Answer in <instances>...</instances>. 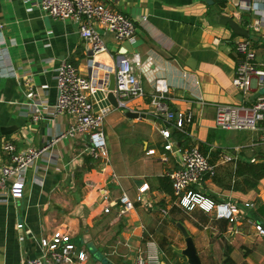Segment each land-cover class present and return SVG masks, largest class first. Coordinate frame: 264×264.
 <instances>
[{
	"label": "crops",
	"instance_id": "obj_1",
	"mask_svg": "<svg viewBox=\"0 0 264 264\" xmlns=\"http://www.w3.org/2000/svg\"><path fill=\"white\" fill-rule=\"evenodd\" d=\"M95 1L134 24L130 46L93 23L106 51L92 54L77 22L46 16L39 8L41 0H0V128L6 133L0 135V167L9 158L4 143H11L15 152L46 148L25 171L21 198L0 191V264H26L38 257L40 240L57 230L68 232L71 242L86 253L83 264H136L148 250L172 264L179 248L171 242L182 238L174 222L186 227L202 264H264V237L254 231L252 219L264 210V178L252 189L233 190L234 180H242L233 177L236 164L264 166V123L254 131L215 125L217 106L249 107L261 90L255 86L243 94L232 79L239 41L249 42L256 67L264 71V0ZM222 16L247 30L248 37L235 35L220 21ZM256 19L262 21L257 31L251 27ZM133 55H138L133 74L145 95L114 108L107 100L106 76L113 74L107 69H116L118 58ZM63 61L80 76L105 84L90 102L94 112L105 111L106 163L85 152L84 136L60 137L73 123L71 116L54 112L56 70ZM157 88L169 111L185 120L181 130L169 127L170 142L177 149L198 148L214 166L200 193L217 202L254 204L252 210L242 209L233 225L174 205L168 175L180 168V155L163 148L160 130L165 126L151 114ZM124 109L139 117H126ZM220 131L232 134L222 136ZM144 183L148 190L143 202L136 203L137 189ZM122 194L134 202V209L120 216Z\"/></svg>",
	"mask_w": 264,
	"mask_h": 264
},
{
	"label": "built area",
	"instance_id": "obj_2",
	"mask_svg": "<svg viewBox=\"0 0 264 264\" xmlns=\"http://www.w3.org/2000/svg\"><path fill=\"white\" fill-rule=\"evenodd\" d=\"M40 10L53 20H73L78 24V33L85 40L92 54L106 51L104 41L96 32L93 23L102 29L113 34L119 42L132 41L135 33L134 24L124 15L113 11L101 2L95 0H41ZM240 6L241 10H244ZM253 13L256 9L247 7ZM261 20L253 21L251 27L258 30ZM235 50L239 54L232 85L243 94H247L253 87H264V71L256 67L255 55L250 48L248 41L243 40L236 43ZM118 66L111 70L115 77L114 94L118 101L119 108H124V101L131 98H141L145 95L144 90L133 74L132 64L138 62V55L131 58H118ZM90 62V61H89ZM95 67L96 62H90ZM0 76H4L2 68ZM92 78L80 76L77 69L68 61H63L56 70V103L54 112L67 114L73 118L72 125L62 136L79 137L87 139L85 152L95 160L106 163L108 151L105 136L102 131L105 111L94 112L90 102V96L97 91L103 90ZM163 95L158 90L151 96V114L153 118L160 120L164 128L160 130L165 141L163 148L171 153H179L180 168L169 173L174 205L180 209L191 212L202 211L204 214L213 216L216 220L226 221L233 225L239 221L241 210H252L254 204L251 202L238 203L228 200L217 202L203 193H200V186L204 178L214 175V166L196 147L175 148L170 142L169 127L181 130L184 121L181 114L169 111L163 102ZM34 119H39L36 115ZM190 120V116L186 117ZM264 123V93L254 99L249 107L243 105H220L215 112V125L223 130L232 131H254L257 124ZM2 149L8 155V162L0 167V191L4 190L12 198H21L24 190V174L36 160L44 155L46 148H28L23 152H15L11 143H4ZM148 185L144 183L137 189L136 203L143 202ZM105 200V196L103 197ZM118 214L120 216L131 212L134 209V202L125 194L118 198ZM110 210L105 207L103 212ZM22 228L21 224L17 225ZM254 231L258 236L264 237V226L253 224ZM40 254L38 257L27 260L26 264H83L86 260V253L79 250L72 242L68 232L55 231L50 236L44 237L39 242ZM136 264H168L161 260V257L151 250L147 251L145 257H138Z\"/></svg>",
	"mask_w": 264,
	"mask_h": 264
},
{
	"label": "water",
	"instance_id": "obj_3",
	"mask_svg": "<svg viewBox=\"0 0 264 264\" xmlns=\"http://www.w3.org/2000/svg\"><path fill=\"white\" fill-rule=\"evenodd\" d=\"M220 21H222V23L227 24L233 31V33L237 36L240 37H244L247 38L249 35V32L243 28H241L236 22H234L232 19L222 16ZM129 45L130 43L128 41H125V46ZM130 46V45H129ZM189 67L190 64H189ZM106 90H107V100L109 102V104L114 107V108H119L118 105V101L113 93L114 90V86H115V77L114 74H108L106 76ZM264 93V87L261 88V90H259L258 92H256L252 98L251 101L256 99L257 97H259L260 95H262ZM124 114L126 115V117L128 118H138L139 115L136 113H133L129 110L124 109ZM5 128H0V135H5ZM175 226L178 228V230L181 233L183 242H184V248L182 249H174V251L180 255L181 257H183L186 261V264H202L199 255L197 253V250L195 248L194 242L192 240V237L190 236L189 232L187 231L186 227L180 223V222H174Z\"/></svg>",
	"mask_w": 264,
	"mask_h": 264
},
{
	"label": "trees",
	"instance_id": "obj_4",
	"mask_svg": "<svg viewBox=\"0 0 264 264\" xmlns=\"http://www.w3.org/2000/svg\"><path fill=\"white\" fill-rule=\"evenodd\" d=\"M233 177L242 178L240 182H237L234 180L233 190L244 192L245 189H252L256 187L257 184L260 182V180L264 178V166L262 164L238 163L235 166ZM171 192H172V188H171ZM185 264H186V261H185Z\"/></svg>",
	"mask_w": 264,
	"mask_h": 264
},
{
	"label": "rangeland",
	"instance_id": "obj_5",
	"mask_svg": "<svg viewBox=\"0 0 264 264\" xmlns=\"http://www.w3.org/2000/svg\"><path fill=\"white\" fill-rule=\"evenodd\" d=\"M221 133V135L223 136V134H225V132L226 133H228L229 135L230 134H232V131H220ZM187 216L185 215V218H186ZM253 222L254 223H258V224H260V225H264V210H261L260 212H258L257 214H256V216H253ZM206 221H208V223H210L211 222V220H209V217L208 218H206ZM242 223H246V222H241V224ZM264 240V239H263ZM171 243H174V247H176V248H179V249H182V248H184V242H183V239L182 238H178V240H176V242H171ZM263 244H261V246L264 248V241L262 242ZM170 259V258H169ZM98 262H100L101 263V260H98ZM170 262L172 263V264H185V260H184V258L183 257H181V256H177L176 254H174L173 253V257L171 258V260H170Z\"/></svg>",
	"mask_w": 264,
	"mask_h": 264
}]
</instances>
